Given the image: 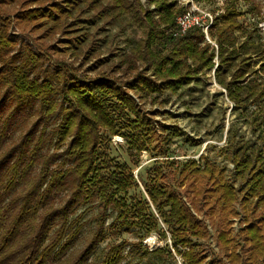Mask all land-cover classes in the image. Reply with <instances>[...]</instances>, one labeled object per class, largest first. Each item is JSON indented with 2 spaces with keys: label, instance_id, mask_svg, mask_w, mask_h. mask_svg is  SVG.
<instances>
[{
  "label": "trees",
  "instance_id": "1",
  "mask_svg": "<svg viewBox=\"0 0 264 264\" xmlns=\"http://www.w3.org/2000/svg\"><path fill=\"white\" fill-rule=\"evenodd\" d=\"M239 1L212 11L206 35L199 27L177 35L176 18L189 7L175 0H146L147 8L140 0H0V264H120L126 242L92 259L110 230L140 240L167 233L182 264H264V134L257 146L230 148L233 181L203 157L166 169L168 149L153 153L158 126L143 109L214 68L233 110L253 111L251 124L264 125V38ZM86 11L140 21L142 37L116 65L118 75L95 67L84 74L55 57L63 51L52 41ZM113 137L123 139L128 162L110 155ZM143 152L155 160L139 176L142 191L131 164ZM237 203L244 226L234 231L227 222L239 216ZM210 239L218 250L207 260L201 242Z\"/></svg>",
  "mask_w": 264,
  "mask_h": 264
},
{
  "label": "rangeland",
  "instance_id": "2",
  "mask_svg": "<svg viewBox=\"0 0 264 264\" xmlns=\"http://www.w3.org/2000/svg\"><path fill=\"white\" fill-rule=\"evenodd\" d=\"M140 1L143 7L147 8L146 0ZM175 1L188 5L190 9L194 5L199 8L200 13H208L212 16V11L221 7L225 0ZM248 7L252 8L253 13L246 17V23L256 25L264 38V0L239 1V8L242 11ZM257 7H260L259 13ZM79 21V23H74L70 32L63 36H57L56 41H52L51 44L54 43L57 50L63 51L56 53L55 57L72 63L73 67H77L79 72L84 74L91 75L90 69L95 67L118 75L115 70L116 65L142 37L143 27L140 21L128 15L118 20L100 19L87 11L81 15ZM14 35L15 39L23 38L21 37L22 33L17 29L14 30ZM38 36L41 34L37 33L33 38L36 42L42 43L43 40L37 38ZM75 38L78 41L75 42L73 40ZM47 43L49 42L47 41ZM63 48L65 51L62 50ZM84 52L88 53L86 60L83 58L82 53ZM258 68L257 65L255 69ZM213 71L214 68L190 80L175 93H171L169 90L165 91L160 95L158 103H145L143 109L153 117L158 126L159 139L157 143H154L157 145V150H154L153 153H158V149L162 146L168 149L170 157L169 161L164 164L166 169H175L174 167L183 161L198 160L203 157L223 168L224 176L233 181L234 166L227 160L226 155H229L230 148L236 144L242 145L247 142L255 144V146L259 145L258 137L260 134H264V125L260 122L251 124L250 119L254 115L253 111H247L248 114L245 116V113L240 109L233 110V104L228 100L226 92L215 83ZM34 119L35 116L32 117V121ZM18 135L19 133L13 134V139H17ZM111 143L110 155L119 161L128 162L123 139L113 137ZM154 160L155 158L153 159L150 153L143 152L139 158V164L136 166L131 164L133 176L142 191L143 185L139 181V176L144 177L146 170L153 165ZM171 160L174 162L172 166L169 164ZM234 185L239 190L243 187V183L239 179L235 181ZM242 193L243 191H240L241 197ZM235 208L239 216L230 218L227 223L233 227V230L235 229L234 231H237L240 226H244V223L241 222L244 214L239 203L235 205ZM258 212H260V208H258ZM197 219L200 221V225L209 227L208 217L197 214ZM91 227L90 225L85 228L77 247H81L86 242ZM209 230L212 232L211 229ZM114 234L110 230L107 237L101 241L96 256L92 257L93 260L96 261L109 247L126 242L128 246L123 250L125 259L120 264H182L180 257L170 247V237L167 233L166 240L159 239L155 234H150L143 240L130 233L118 236H114ZM201 246L204 249L203 256H206L207 260L212 259V253L218 250L213 239L201 242ZM167 247L171 256L166 252ZM155 249H162L163 253L155 254L149 258L143 255L144 251L149 252Z\"/></svg>",
  "mask_w": 264,
  "mask_h": 264
},
{
  "label": "built area",
  "instance_id": "3",
  "mask_svg": "<svg viewBox=\"0 0 264 264\" xmlns=\"http://www.w3.org/2000/svg\"><path fill=\"white\" fill-rule=\"evenodd\" d=\"M182 3V2H179ZM184 4V3H182ZM212 17L208 13H200L199 8L196 6H192V8L188 9L183 14L179 15L176 18V25H177V35L183 34L187 29L191 27H199L203 30L206 35L207 29L210 26ZM206 39L208 37L206 36Z\"/></svg>",
  "mask_w": 264,
  "mask_h": 264
}]
</instances>
